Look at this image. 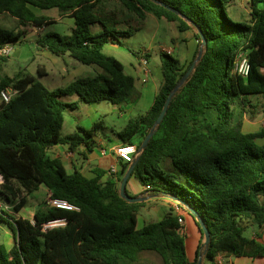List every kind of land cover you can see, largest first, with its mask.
Instances as JSON below:
<instances>
[{"label":"trees","instance_id":"obj_1","mask_svg":"<svg viewBox=\"0 0 264 264\" xmlns=\"http://www.w3.org/2000/svg\"><path fill=\"white\" fill-rule=\"evenodd\" d=\"M228 4L229 0H0V17H13L20 29L0 25V49L22 41L25 27L44 28L35 45L99 69L95 77H80L54 90L31 73L0 79L1 189L18 201L16 214H0V220L10 219L15 239L11 249L0 240V264H140L146 252L159 255L163 264H198L201 256L202 264H214L219 256L264 258V143L258 142L264 139V121L259 131L246 133L237 115L248 107L264 112V0H250L248 22L230 18ZM37 9H57L61 16L73 18L71 33L51 30L55 20ZM120 13L143 20L153 14L176 24L180 32L192 31L197 40L188 63L160 53L163 81L154 104L117 133L124 144L138 150L169 95L198 58L203 46L198 28L207 39L201 59L135 159L129 182L135 178L144 187L134 196L144 200L136 203L121 195L122 181L134 162L121 161L120 175L96 168L95 177L88 178L77 170L68 173L62 160L49 152L57 145L72 152L81 146L93 148L99 123L64 135L66 110L79 103L109 101L122 111L135 100L136 78L126 73L119 59L104 53L107 44L134 34L118 28ZM97 24L101 30L95 33L92 26ZM132 52L138 59L150 58ZM240 55L250 65L247 77L236 70ZM10 91L7 101L4 94ZM75 95L77 102L62 100ZM165 163L169 168H163ZM41 187L52 199L67 201L78 210L46 201L33 219L20 215ZM149 198H168L190 216L194 210L210 232L209 245L201 222L192 216L201 239L190 260L186 236L179 231L181 216L173 211L140 228V210ZM56 220L65 224L45 229ZM248 224L260 232L246 236Z\"/></svg>","mask_w":264,"mask_h":264},{"label":"rangeland","instance_id":"obj_2","mask_svg":"<svg viewBox=\"0 0 264 264\" xmlns=\"http://www.w3.org/2000/svg\"><path fill=\"white\" fill-rule=\"evenodd\" d=\"M227 12L230 18L235 21H249L250 15V0H229ZM37 13L50 16L56 23L50 26V29L60 34H70L73 26V21L69 17L61 16L59 10L53 9L49 11H41L37 9ZM118 28L122 30L131 29L134 31L132 36H124L115 40L116 46L107 44L104 48V53L112 55L119 59L126 67V73H133L131 69V63L137 64V57L132 51L142 52L149 54L150 58L148 68L150 71L157 72L160 70L161 60L160 53L164 52L163 48H175L176 52L173 56L179 58L182 63L186 59L190 61L193 57L192 49L190 45L180 43L176 46L172 39L175 35H185L176 27V24L169 22L166 19H159L153 14H148L146 19L143 20L137 16H131L127 13L119 14ZM0 25L9 29L19 31L17 27V21L9 16L3 15L0 17ZM25 37L22 41L12 45L10 51L12 53L0 58V79L5 76H14L20 72L31 73L39 81H41L46 87L51 90L66 87L73 80L80 77H95L99 69L96 66L84 65L79 63L75 59L69 56L58 57L52 54L47 49H44L35 42L39 35L44 31L43 29L25 27ZM93 32H99L101 30L100 25L92 26ZM32 43V44H31ZM139 60V59H138ZM140 63H138V67ZM141 67V66H140ZM160 74V73H159ZM140 75V74H139ZM142 75V74H141ZM11 95L10 92L4 94V98ZM76 96V95H75ZM62 100L66 102H73L75 98L64 97ZM258 100H254L256 102ZM85 104V103H83ZM99 105H88L91 108L99 106L96 113L95 123H99L100 128L98 133L110 134L106 128H118L122 124L123 120L118 118L116 112H114V105L109 101H103L97 103ZM240 110V114H239ZM238 110V117L243 120V131L246 133L259 131L263 127L264 112L259 108L253 110L252 108H246L244 110ZM75 109H68L65 111V122L63 126V133L70 134L76 128L72 125L78 121L73 114L76 113ZM93 124V125H94ZM259 143H264V139H259ZM121 144L123 142L121 141ZM163 168H169L168 164H163ZM3 180L0 178V214L5 215L4 212L9 214H16L14 206L17 204V200L7 195L1 189V183ZM129 194L133 196L131 188L128 187ZM49 193L40 189L29 197L27 206L20 212L25 218L33 219L35 211L42 206L48 200ZM173 211L179 214L176 204L168 198H149L146 200L145 206L141 208L139 214V227L151 221H157L162 219L168 212ZM9 218L5 217V220H0V240L5 244L7 248H11L14 243V234L8 226ZM257 232H260L259 228L254 225L248 224L246 236L253 237ZM190 233L187 234L188 240H190ZM242 260V259H240ZM239 263L237 264H240ZM259 264L258 262H256ZM140 264H163L159 255L151 252L143 254V260ZM225 264H228L225 261Z\"/></svg>","mask_w":264,"mask_h":264},{"label":"crops","instance_id":"obj_3","mask_svg":"<svg viewBox=\"0 0 264 264\" xmlns=\"http://www.w3.org/2000/svg\"><path fill=\"white\" fill-rule=\"evenodd\" d=\"M64 17H69V16L65 15ZM70 19L73 21V26H72L73 28L74 19L73 18ZM182 33H184L185 35H179V34L175 35V37L172 39L173 43L176 44V46L180 43H185L186 45H190L192 49V53L194 54L197 48V40L194 36V33L192 31L181 32V34ZM109 44L117 47V44L115 43H109ZM168 50H172L173 53L176 52L175 48L173 49L168 48ZM150 58H152V56ZM185 62L188 63L189 60L186 59ZM138 63H140V60H138V58L136 65L131 63V69L133 70V73H130L136 78L135 100L132 103L126 105L124 110L122 111H120L119 108L116 105H114L115 107L114 112L117 113L119 119L123 120L122 124H120L118 128L115 129L106 128L107 130H109L108 132H110V134L98 133L93 139L94 144L92 150L90 151H88L85 146H81L80 148H78L77 151L72 152L69 150L68 146L66 145H57L52 149H50L49 151L50 155L52 157L61 159L68 173H73L77 170L83 173L86 177L93 178L96 175L94 169L98 168L108 172V174L109 171L112 172L113 169L116 170L115 174L118 175L122 174L121 161L117 158L115 154V148L121 145V140L118 138L117 133L122 131V129L128 124L131 118L136 117L138 115H143L147 111H149V109L152 107V105L155 102L156 95L163 81L161 65L158 73L156 71L155 72L150 71V77L147 79V81H144L145 77L143 74V69L141 64H140L141 67L140 66L138 67ZM73 97L75 98L73 102H77L79 100V97L77 95ZM93 105H99V104H93ZM97 107L99 106H95V108H91L86 104L79 103V107L75 109L77 110L76 113L73 114L74 117H76V119L79 120L78 121L76 120V122L72 125V127L76 129L71 133L75 132L78 127H82L87 130L92 129L93 124L95 122V117L97 116L96 113L98 112ZM128 187L131 188L133 196L139 195L144 191V187H142L135 178H132L130 180ZM41 189H44V191L49 193L46 187H41ZM176 207L177 210L179 211V215L181 216V218L184 219L187 254L190 260H193L201 239V231L198 228L192 216L186 214L185 212H182L177 205ZM188 233H190L191 236L190 240H188L187 238ZM222 258H223V264H225V261H227L228 264H237L239 263V261H242L240 262V264H257L256 262H258L259 264H264V258L252 259L248 257H234V256H224Z\"/></svg>","mask_w":264,"mask_h":264},{"label":"built area","instance_id":"obj_4","mask_svg":"<svg viewBox=\"0 0 264 264\" xmlns=\"http://www.w3.org/2000/svg\"><path fill=\"white\" fill-rule=\"evenodd\" d=\"M38 29H40V28H38ZM11 48H12V45H10V44L5 45L3 48H1L0 49V58L5 56L6 54L12 53V51H10ZM163 50H164V52H167L170 54L173 53L172 50H168L166 48H163ZM144 54H146V53H144ZM139 60H140V64L142 66L143 74L145 77L144 81H147V79L150 77V70L148 68L149 60L145 56H143ZM236 70L243 77H247L249 75L250 65H249L247 58L244 55H240L238 57V59L236 60ZM5 99L8 101L10 99V96L6 97ZM115 154L120 161H123L124 163H132L135 161L136 157L139 155L138 147L136 145H133V144H128V143L124 144L123 143V144H121L115 148ZM112 172L116 173V170L113 169ZM47 201H48V204H50L51 206H56L58 208H63V209H68V210H73V209L78 210L77 207L71 205L67 201L59 200V199H52L50 194L48 196ZM179 223L182 226V228H180L179 231L182 234H185L184 219L180 217ZM64 224H65L64 220H56V221L50 222L47 225H45V229L62 226ZM215 264H223L222 256H219L216 258Z\"/></svg>","mask_w":264,"mask_h":264},{"label":"water","instance_id":"obj_5","mask_svg":"<svg viewBox=\"0 0 264 264\" xmlns=\"http://www.w3.org/2000/svg\"><path fill=\"white\" fill-rule=\"evenodd\" d=\"M165 7L173 10L174 12H176L177 14H179L182 18H185L188 22L189 19H187L183 14H180L178 11L172 9L171 7H168L167 5L164 4ZM199 30V33H200V37L202 39V42H203V46L200 48V51H199V54H198V58L197 60L193 63V65L191 66V68L188 70V72L185 74V76L180 80V82L177 84V86L174 88V90L171 92V94L169 95L168 99H167V102L161 112V114L159 115L158 119L156 120L155 122V125L152 129V131L150 132V134L147 136V138L144 140L143 144L141 145L140 149L138 150V153L139 155L141 153H143V151L147 148L151 138L153 137L154 133H155V129L157 126L161 125L166 113H167V110H168V107L170 105V102L173 98V96L175 95V93L179 90V88L184 84V82L188 79V77L190 76L191 72L193 71L196 63L201 59L202 57V54H203V47L206 45L207 43V39H206V36L204 35V33L202 32V30L200 28H198ZM138 160H135L134 163L130 166L128 172L126 173L123 181H122V185H121V195L123 198H125L128 202L130 203H136V202H141L144 200V198L142 196H139V197H134V196H131L129 195L128 193H126V189H127V184L129 182V179L133 173V170H134V167L136 165ZM176 200V199H175ZM191 215L198 221L201 222V228H202V232L204 234V237H205V245L208 246L210 241H211V235H210V232L209 230L207 229V227L205 226V224L202 222L200 216L194 211V210H191ZM202 261H203V257L201 256L199 258V262L198 264H202Z\"/></svg>","mask_w":264,"mask_h":264}]
</instances>
